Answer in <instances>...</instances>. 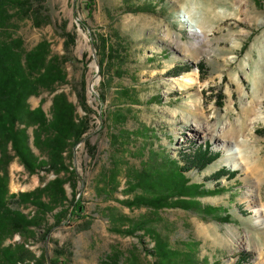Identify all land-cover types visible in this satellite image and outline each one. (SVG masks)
I'll return each mask as SVG.
<instances>
[{"label":"rangeland","instance_id":"obj_1","mask_svg":"<svg viewBox=\"0 0 264 264\" xmlns=\"http://www.w3.org/2000/svg\"><path fill=\"white\" fill-rule=\"evenodd\" d=\"M122 1L40 0L34 9L44 24L36 27L22 16L8 26L26 50L47 41L53 55L66 58L67 84L57 90L82 118L83 84L91 111L83 142L67 156L76 179L66 184V195L81 208L79 218L51 229L45 239L43 230L36 231L28 246L37 257L45 256L44 264H109L117 253V264H153L154 241L142 231H118L126 230L129 223L117 221L125 218L146 221L171 250L192 253L198 264H264V176L260 182L245 169L230 168L220 146L224 141L234 146L221 130L240 124L253 106L246 150L251 153L253 147L264 158V0H131L155 9L139 14L123 11ZM66 36L74 37L67 52ZM97 38L122 48L113 60L105 57L102 66L99 49L92 45ZM51 97L42 93L28 103L32 109L41 105L48 114ZM116 114L125 121L116 124ZM201 126L204 131L195 136ZM205 145L219 157L202 172L185 176L190 184L221 190L198 201L226 211L225 222L133 204L144 193L131 185L134 172L159 165L162 158L182 160ZM5 169L0 178H6L9 195L30 192L54 178L45 172L29 175L16 158ZM112 170L117 171L116 187L108 183ZM219 170L234 178L214 182L212 175ZM48 222L53 224L51 216ZM19 241L15 236L6 244Z\"/></svg>","mask_w":264,"mask_h":264},{"label":"trees","instance_id":"obj_2","mask_svg":"<svg viewBox=\"0 0 264 264\" xmlns=\"http://www.w3.org/2000/svg\"><path fill=\"white\" fill-rule=\"evenodd\" d=\"M39 1L0 0V171L7 168L16 158L29 175L45 172L53 174L54 178L30 192L17 195H9L6 178H0V264H44L45 256L37 257L28 246L30 240L35 239L36 231L43 230L42 237L45 239L51 229L60 226L64 221L79 218L81 209L73 204L74 198L68 202L65 186L76 179L75 172L70 170L67 163L68 153L83 142L89 130L87 116L91 111L85 100L84 85L82 84L78 101L85 114L81 118L77 115L76 106L69 101L66 94L57 90L67 84V74L63 68L66 58L53 55L47 41H40L26 50L20 38H13L7 32L8 26H12V20L22 16L30 17L36 27L44 24L38 16V11L34 9ZM122 7L127 13H155L152 4L132 5L131 0H123ZM66 37L64 50L67 52L69 46L74 44V37ZM115 38L116 41L119 40L117 34ZM92 45L99 49L101 66L105 57L113 60L122 50L120 45L113 48L99 38L92 41ZM177 69L186 71L184 68ZM172 73L171 75L177 77L175 72ZM42 93L52 96L48 114L41 105L32 109L28 103L31 97H39ZM122 94L127 95V90H123ZM218 97L221 98L220 95ZM103 99V95L98 98L100 101ZM123 121V114L114 116L116 124ZM29 129L31 135L28 134ZM32 148L39 155H36ZM151 155L156 156L155 153ZM184 157L182 160L162 158L161 164H152L141 172H134L136 183L131 185L144 193L135 198L133 204L154 211L180 209L225 222L228 219L226 211L210 205L204 206L198 201L202 197L216 195L221 190L216 188L208 191L201 184H190L185 176L192 170L202 172L219 154H212L210 148L205 145L203 148H196L192 155ZM4 173H7L6 169ZM223 173L224 170H219L212 175L211 180L218 181L221 176L234 178L232 173ZM108 183L116 187V170L109 172ZM68 205L74 206L72 211ZM22 210L29 212L24 213ZM49 216L53 219L51 226L48 222ZM117 221L129 223L125 231H118L126 235L142 231L154 241L153 264H198L192 259V253L180 255L171 250L146 221L125 218ZM15 236L19 237V242L6 244V241ZM56 253L62 256L59 252ZM120 257L118 253L113 254L108 263L117 264ZM50 262L58 263L56 260Z\"/></svg>","mask_w":264,"mask_h":264},{"label":"bare ground","instance_id":"obj_3","mask_svg":"<svg viewBox=\"0 0 264 264\" xmlns=\"http://www.w3.org/2000/svg\"><path fill=\"white\" fill-rule=\"evenodd\" d=\"M188 26L192 28L194 24L191 23ZM193 31H194V35L199 37V34L195 32V30ZM190 82H192V80H190ZM252 108L253 106L247 108L249 114H247L248 116L245 117L243 121L241 120L242 122L240 124L238 125L236 124L235 127L227 126L228 128L221 130L220 133L221 137L223 138L229 137L231 140H234L235 143L234 146H232V144L230 143H226L225 141L220 146H221V150H223L226 153L225 163L228 164L230 168H233L235 170L245 169L246 172L255 175L258 181L261 182L262 176H264V158H262L256 151H254L253 147L251 148L252 149L251 153H248L246 150L250 145V141L246 136V133L249 132L248 121L249 123L252 122L251 120L252 111L253 110L255 111V109ZM198 110L199 109L196 107L194 112L196 113L198 112ZM253 114H257V113L255 112ZM195 117L197 118V114H195ZM256 117L257 116H255V118ZM200 129L204 131L203 126H201L199 129L198 128L195 129L196 132L195 136L198 134Z\"/></svg>","mask_w":264,"mask_h":264}]
</instances>
